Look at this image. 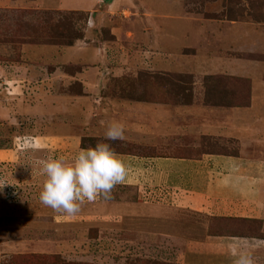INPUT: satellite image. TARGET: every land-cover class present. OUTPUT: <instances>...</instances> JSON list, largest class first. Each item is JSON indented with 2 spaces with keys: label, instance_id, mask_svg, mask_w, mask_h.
<instances>
[{
  "label": "rangeland",
  "instance_id": "obj_1",
  "mask_svg": "<svg viewBox=\"0 0 264 264\" xmlns=\"http://www.w3.org/2000/svg\"><path fill=\"white\" fill-rule=\"evenodd\" d=\"M16 2L0 6V264H211L190 250L210 237L245 238L232 247L264 264V218L171 204L120 210L171 203L166 186L149 185L142 197L115 186L71 216L39 199L45 160L70 163L99 143L151 153L140 144L148 140L125 130L123 140L104 137L109 124L135 121L140 103L165 106L178 130L162 136L156 153L238 154L244 121L264 110L248 111L253 78L230 74L231 63H255L264 79V48L242 49L251 43L243 35L264 37V0ZM151 114L143 123L155 127ZM255 145L250 154L261 156Z\"/></svg>",
  "mask_w": 264,
  "mask_h": 264
},
{
  "label": "crops",
  "instance_id": "obj_2",
  "mask_svg": "<svg viewBox=\"0 0 264 264\" xmlns=\"http://www.w3.org/2000/svg\"><path fill=\"white\" fill-rule=\"evenodd\" d=\"M17 4L16 0H0V6ZM242 39L251 42L249 47L243 46L242 49L264 48V37L256 31L254 34L243 35ZM256 43H259L258 47H255ZM231 66L230 74L247 73L253 78L252 99L248 111L251 108L258 109L259 106L264 110V79L261 78V72L254 70L255 63H231ZM138 109L139 116L133 122L128 121L124 130L127 134L140 136L141 140H148L140 144H144L151 153L114 152L126 168L124 181L116 186L133 188L138 197H142L144 189L150 188L149 185L150 189L157 185L166 186L172 190V201L152 203L146 200L138 205L132 204L136 205L133 208H119L121 211L143 214L158 211L160 207L171 204L212 216L264 218V114L253 121H244L245 126L241 128L247 131L244 138L246 142L242 143L238 154L204 152L198 157H185L174 156L169 152L156 153L162 136L178 131L172 125L171 112L162 104L140 103ZM149 110L153 113L150 118L155 127L143 123V117L149 114ZM255 144L262 149L259 152H262L261 156L250 154L251 146H256ZM162 147L165 150L170 149L169 144ZM217 240V237L206 238L190 250L204 254L201 256L211 261V264H229L228 261L235 258L233 253L240 250L232 247L235 246L232 240L241 241L245 238L219 237L221 242ZM201 256L198 255V258L203 259ZM228 256H231V260H227Z\"/></svg>",
  "mask_w": 264,
  "mask_h": 264
},
{
  "label": "clouds",
  "instance_id": "obj_3",
  "mask_svg": "<svg viewBox=\"0 0 264 264\" xmlns=\"http://www.w3.org/2000/svg\"><path fill=\"white\" fill-rule=\"evenodd\" d=\"M104 137L123 140L124 129L118 123L109 124ZM42 172L46 179L39 195L41 203L69 216L78 213L85 200L109 198L112 189L126 177L125 165L107 143L81 149L70 163L60 159L45 160ZM233 264H254L251 252L239 250Z\"/></svg>",
  "mask_w": 264,
  "mask_h": 264
},
{
  "label": "trees",
  "instance_id": "obj_4",
  "mask_svg": "<svg viewBox=\"0 0 264 264\" xmlns=\"http://www.w3.org/2000/svg\"><path fill=\"white\" fill-rule=\"evenodd\" d=\"M232 236H236V235H232Z\"/></svg>",
  "mask_w": 264,
  "mask_h": 264
}]
</instances>
